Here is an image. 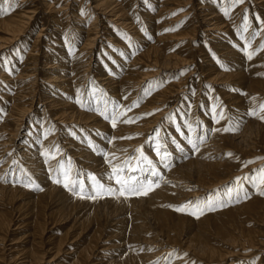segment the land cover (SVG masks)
<instances>
[{
  "label": "bare ground",
  "instance_id": "obj_1",
  "mask_svg": "<svg viewBox=\"0 0 264 264\" xmlns=\"http://www.w3.org/2000/svg\"><path fill=\"white\" fill-rule=\"evenodd\" d=\"M26 1L0 0V8L9 9L7 14L0 15V50L5 44L20 40L27 32L35 11L28 10ZM56 1L43 0L47 8L56 12L52 17L58 21L61 33L54 39L55 44L50 46L48 42L46 50L39 54L36 47L43 30L40 29L30 44L26 45V41L19 43L21 50L28 47L24 56H17L19 53L15 55L13 51L4 63L0 61V251L3 253L6 248L4 241L8 230L16 226L15 229H22L20 233L23 235L15 239H28L19 251L22 257L19 256L18 264H40L39 253L42 252L39 246L43 248L53 236L54 231H50L54 229V222L68 221V218L72 220L69 228L89 221H93L95 226L91 238L83 243L84 246L69 264H86L87 261L95 264H148L150 259L158 257L159 261L155 264H164L167 259L171 261L169 264H218L217 259L220 262L248 248L251 251L258 248L255 243L258 231L247 223L263 217L264 196L260 195L263 179L258 174L253 180L249 179L248 186L244 185L248 192L241 189V194H238L231 186L218 196L210 191L211 197L207 198V202L198 196L208 193L206 189L230 180L235 175L233 168L238 165L236 160L239 162L246 155L264 153V146L249 135L255 124L250 114L245 113L246 106L251 108L256 101L264 99V49H260V45L264 44V0H253V4L258 5L256 16L260 19L256 27L258 34L253 40H249V33L255 18L248 9L244 11L247 0L237 7V3L232 4L233 0H198V5L194 11L191 10L189 20L181 29L175 27L174 22L184 14L173 17L165 14L180 5H188L192 0H140L135 6V0H92L94 5L90 7H80L83 1L79 0L78 6L65 14L62 8L64 12L67 10V1L64 0L58 8L54 5ZM154 5L157 6L155 13L151 11ZM162 14L164 19L160 20L158 17ZM240 17L241 21L244 20V29L247 25L245 35L231 25L232 20L237 21ZM69 19L72 23L68 25ZM198 23L203 27L204 36L194 48L191 41L196 35ZM64 32L65 35L61 36ZM106 33H109L108 38ZM137 39H140L139 43ZM182 40L187 41L180 43ZM102 42H105L103 46ZM97 45L100 50L95 56L92 48ZM248 52H255L252 59H248ZM197 56L201 60L208 57L205 67L208 80L224 84L214 89L218 93L215 98L210 94L214 85L210 89L204 87L201 94L204 96L199 101L198 109L202 111L199 119H195V101L204 74L198 70L196 62L192 72L183 71L177 75L168 72L169 79L164 80L162 85L142 89L145 73L140 69L143 65L154 62L158 63L160 71L174 70L179 65H187L195 57L197 59ZM39 57L45 58L42 68L38 65ZM193 72L197 73V77L191 76ZM192 80L198 82L194 97L190 98L193 104L188 106L182 96L192 93ZM169 97L178 99L180 105L166 121L162 120L155 134L151 135L157 125L156 120L166 109L162 104ZM150 112L152 115L148 114ZM120 113L122 115L113 126V116ZM227 115H231L228 128L234 133L231 137L249 142L245 150H240L239 158L234 155L235 152L225 151L229 136L222 127ZM125 120L131 122L125 123ZM26 123H29L27 127ZM260 127L263 144L264 126ZM247 137L252 138L251 141ZM189 138L196 148L188 142ZM228 143L230 146V141ZM157 145L160 146L159 155ZM143 149L148 151L147 154L143 153ZM165 153L168 155L162 161L160 157ZM141 156L151 161L158 175L152 176L150 170H141L149 168ZM263 163L264 157L248 167ZM121 165H128V170L135 169L128 176L145 181L146 186L147 181H152L151 190L143 196L148 197L144 198L150 205H155L154 213L151 212L155 214L153 216L167 222L164 238H161L162 241L156 238L155 248L151 251L146 245L151 240L139 237L138 233L123 236L118 248L115 246L116 250H109L108 245L102 248L97 243L103 233L97 215L99 209H112L113 215L130 202L141 205L143 200L134 199L137 195L132 193L120 195V185L116 183L113 168ZM123 174L121 179H124ZM91 176L95 179H90ZM188 187L195 189L189 191ZM107 188L114 191L109 193L105 190ZM172 190L181 195L179 202L192 200L200 201L201 205L206 203L204 213L195 221L200 229H194L192 235L184 240L181 235L186 231V223H191L187 221L188 216L178 213V216H172L168 210H158L159 203L177 198L170 193ZM54 214L57 218L49 228L46 221ZM114 217L111 225L121 228L125 218ZM14 218H19V221L14 223ZM143 222H135V227L143 225ZM49 233L50 236L45 237ZM211 235L228 237L234 244L240 242V251L231 253L233 250H223V246L212 241ZM53 239L55 242L50 248H56L54 254L57 255L63 241L56 240V237ZM185 242V247L180 246ZM176 243H180V247L172 257L170 254ZM128 244L130 247L126 246ZM102 251L105 253L102 254ZM231 259L229 263L233 262Z\"/></svg>",
  "mask_w": 264,
  "mask_h": 264
},
{
  "label": "rangeland",
  "instance_id": "obj_2",
  "mask_svg": "<svg viewBox=\"0 0 264 264\" xmlns=\"http://www.w3.org/2000/svg\"><path fill=\"white\" fill-rule=\"evenodd\" d=\"M3 1V0H2ZM28 1V2H27ZM26 1V6H29V11H32L33 9V11H35V12H33L34 13V18L33 19H31V22H30V25H28V27L26 28V31L27 32H25V34L22 36V38L20 39V40H18V41H13V42H11V43H8V44H3L4 45V47H1V50H0V61H2L1 63H4L5 62V60H6V58H7V56L9 57V55H11L10 53L11 52H13L14 51V53H15V55H16V52H18L19 53V55H17V56H24L23 54H24V52H26L27 51V49H28V47L26 48V46L25 47H23L22 48V50H21V48H20V46H19V43L20 42H25L26 41V45L30 42H32V40L34 39V37L37 35L36 33H39V30L40 29H43L41 32H40V36H39V38L40 39H38L39 41V45H38V47H36V48H38V50H39V54H41V52H44V50H46L45 49V45H48L47 43L49 42V45L50 46H52V44H55V40L54 39H57L58 38V36L60 35V33L61 32H59V24H57L58 23V21H56L52 16H53V14L54 13H56V12H54L55 10H52V9H50V8H47V6L44 4V2H43V0H27ZM31 1V2H30ZM48 1H51V0H48ZM63 1L64 0H57L55 3H54V5L56 6V8H58V7H60V5H62V3H63ZM67 1V3H68V7H67V12L65 11L64 12V9L62 8V12L65 14V13H68L69 11L71 12V11H73L77 6H78V4H77V2L79 1V0H66ZM83 2H81V4H80V7H84V6H87V7H90L91 5L93 6L94 4H92V0H90V2H89V0H82ZM130 1H132V0H130ZM246 0H242V2H240V3H234V0L232 1V4H236V6L235 7H237L238 6V4H240L241 5V3L243 4L244 2H245ZM70 2V3H69ZM138 2H140V0H135L133 3H134V5L133 6H135V4H137ZM197 2V3H196ZM198 0H192L191 1V3H189L188 5H180L179 7H176L175 8V10H173V11H171L169 14H165V16H177L178 14H184V15H182L181 17H179L178 19H177V21H175L174 23V26L175 27H177L178 29H181V28H183L184 26H185V24H186V22L189 20V16L191 15V10L192 11H194L195 10V8H196V6L198 5ZM85 3V4H84ZM87 3V4H86ZM246 4V9H244V11L246 12L247 11V9L250 11V14L252 15V14H254V21L252 20V28H251V30L252 31H250V33H249V36L251 35V37H249V40H253L256 36H257V34H258V29H256V27H257V23L258 22H260V19H258V17L256 16L257 15V12H256V10H257V6L258 5H255V4H253V0H247L246 2H245ZM248 3V4H247ZM90 4V5H89ZM156 4H158V3H156ZM192 4H195L193 7H191V5ZM231 4V5H232ZM252 4V5H251ZM41 5V6H40ZM254 5H255V7H254ZM252 6V7H251ZM40 7V8H39ZM157 6L156 5H154V7H152V9H151V11L153 12V13H155L156 12V10H157V8H156ZM191 7V8H190ZM235 7H233V8H235ZM43 8V9H42ZM74 8V9H73ZM146 8H147V6H146ZM190 8V9H189ZM254 8V9H253ZM42 9V10H41ZM189 9V10H188ZM51 10V11H50ZM53 11V12H52ZM254 11V12H253ZM52 12V13H51ZM184 12V13H183ZM164 14H162V15H160L158 18L160 19V20H163L164 18H162V16H164ZM226 15H228L227 13H226ZM241 15V14H240ZM66 16H68V15H66ZM253 16V15H252ZM251 16V17H252ZM41 18V19H40ZM52 18V19H51ZM158 18L156 19V20H158ZM197 18V17H196ZM39 19H40V21H39ZM232 19H234V18H232ZM241 17L236 21H234V20H232V26H234V28L236 27L237 28V30H239L240 32H242V35H245L246 33H247V31H245L244 30V20H242L241 21ZM252 19V18H251ZM257 19V20H256ZM48 20V21H47ZM51 20H53V21H51ZM236 22H238V23H236ZM69 23H72V20L71 19H69L68 20V25H69ZM234 23V24H233ZM102 24V23H101ZM182 25H183V27H182ZM195 25V24H194ZM203 25V24H202ZM104 26V25H103ZM238 26V27H237ZM241 26H243L242 27V29H241ZM56 27V29L58 28V30H54V28ZM86 28V27H85ZM167 27H165V29H166ZM170 28V27H169ZM196 32H195V37H194V39H193V41H191V44H193L192 46L195 48V46L197 47L198 46V44H200V41H201V39H202V37L204 36V33H203V31H202V29H203V27H201V24L200 23H198L197 25H196ZM244 30V31H243ZM35 32V33H34ZM109 32V31H108ZM253 32V33H252ZM30 33V34H29ZM256 33V34H255ZM107 34H109V33H106V37L108 38V36H107ZM28 35H30V36H32V38L30 37V36H28ZM65 35V32L64 33H62V35L61 36H64ZM144 36H145V34H143ZM255 35V36H254ZM26 36H28V37H26ZM149 39V38H148ZM151 40V39H150ZM208 40H212V39H210V38H208ZM184 40H182L180 43H182ZM187 40H185L184 42H186ZM137 42L139 43L140 42V39H137ZM29 43V44H30ZM103 44H102V46L105 44V42H102ZM179 43V44H180ZM190 44V43H189ZM205 44L208 46L207 48H209V44H208V42L207 41H205ZM110 46H113V45H111V44H109ZM115 46V45H114ZM11 47V48H10ZM16 48V49H15ZM47 48V47H46ZM111 48V47H110ZM25 49V50H24ZM92 49H94V51H95V56H97V54H98V51L100 50V46L98 47V45L97 46H95V47H93ZM108 50H109V48H108ZM76 51V50H75ZM17 53V54H18ZM208 58V57H207ZM207 58L205 57V59L203 58V60H201L198 56H197V59H196V57L193 59V61H190L189 63H186L187 65H179V67H177L176 69H172V70H159L158 68V63L156 64V63H154V62H150V63H153V64H150V63H147L146 65H143V67H141V69H140V72H142V73H145V78H143L142 79V83H141V86H142V89H144V88H146V86H150V88H152V86L154 87V86H160V85H162L165 81H167L168 79H169V73H172V74H175V75H177V73L179 74L180 72H192V68L195 66V65H197V66H199V67H197L198 68V70L200 69V70H202V73L204 74V76H201V79H200V92H199V94H198V99H196L197 101H195V102H197V104H196V114H195V119H197L198 118V116H199V113H201L202 111L201 110H199L198 108H199V101L202 99V97L204 96V95H202L201 96V94H203L204 93V87L205 86H207L206 88H209L210 89V87L212 86V85H214V87L211 89V92H213V93H210L209 91H208V93H210V94H212V96H213V98H215V97H218V93H217V91H215V90H217V89H215L216 87H223L224 86V84H219V81L218 82H216L217 84H215V83H211V81H209L210 79L208 78V73L207 72H205V67H206V64H207ZM39 62H38V65L42 68V65L44 64V61H45V58H42V57H39ZM196 60V61H195ZM162 61V60H161ZM200 61H201V63H200ZM192 62V63H191ZM194 62V63H193ZM197 64H196V63ZM95 63V62H94ZM37 65V64H36ZM156 66V67H155ZM182 66V67H181ZM155 71H158V72H156L155 73ZM163 71V72H162ZM169 72V73H168ZM92 73H94L93 71H92ZM150 73V74H149ZM153 73V74H152ZM161 73V74H160ZM194 74H192L191 76H196L197 75V73H195V72H193ZM206 74V75H205ZM148 75V76H147ZM164 76H167L165 79H164ZM197 77V76H196ZM209 79V80H208ZM165 80V81H164ZM208 80V81H207ZM150 82V83H149ZM198 81L197 80H192L191 81V87H190V89H192V93H188V92H186V93H188V94H185V95H183L182 97H183V99H184V101H186V104L188 105V106H191V104H193V101L190 99V98H192V97H194V93H195V90H196V83H197ZM221 82V81H220ZM153 83V84H152ZM149 84V85H148ZM160 84V85H159ZM226 84V83H225ZM41 85V84H40ZM221 85V86H220ZM215 89V90H214ZM214 90V91H213ZM223 90L224 91H226L224 88H223ZM200 95V96H199ZM189 96V97H188ZM173 99V100H172ZM175 98L174 97H169L167 100H165L164 101V103L162 104V105H164L165 107H166V109L164 110V114L162 113V115H160V117L156 120V123H157V125H155V128H154V132L152 131V134L151 135H154L155 134V131L159 128V126H160V123L162 122V120H164V121H166L167 120V117H169V116H171L174 112V110L175 109H177V107L180 105V101H178V99H176V100H174ZM141 100V99H140ZM245 100H246V98H245ZM215 101H216V99H215ZM141 102V101H140ZM214 105H215V102H214ZM221 106H222V103L220 104ZM261 105H264V99H261V100H259V101H256L255 103H254V105L252 104L250 107L251 108H249L248 106H246V114L247 115H249V117L251 118V120L252 121H254V122H256V123H254L253 122V124H255L254 125V128L253 129H250V136L253 138H250V137H247V139H249V141H251L250 139H252V140H255V141H257V142H259V144L260 145H262V146H264L263 144H262V140H261V136L260 135H262L261 134V127L260 126H264L263 124V122H264V111L261 109ZM164 108V107H163ZM185 108H186V106H185ZM221 108H223V107H221ZM220 110V109H219ZM247 110H250V111H247ZM257 110V111H256ZM32 111V110H31ZM153 112V111H152ZM152 112H150V113H148V114H151L152 115ZM251 112V113H250ZM257 112V113H256ZM186 113H187V111H186ZM253 113H255V115L253 114ZM153 114H154V112H153ZM229 114V113H228ZM188 115V114H187ZM254 115V116H253ZM260 115V116H259ZM254 118H256V119H252L253 117ZM255 116H257V117H255ZM142 117V115H140V118ZM263 117V118H262ZM231 118V115H227V118L225 119V123L223 124V130H224V133H227L226 135H228L229 137H228V141H227V143H225V144H227V147H226V149H225V151L227 152V153H231V154H233L234 152H235V154L234 155H237V157L239 158V152H241L242 150H243V148L245 147V146H247V144L249 143H246L244 140L242 141V140H240V139H238V138H234V137H231L232 136V134H234L232 131H229L228 130V128H229V124H230V122H229V119ZM249 118V119H250ZM260 118V119H259ZM199 119V118H198ZM228 119V120H227ZM258 119V120H257ZM261 119H263L262 121H261ZM258 121H259V123H258ZM257 123L260 125V126H258L257 125ZM28 124L29 123H26L25 124V126L27 127L28 126ZM258 127H257V126ZM24 126V127H25ZM256 128V129H255ZM252 130V131H251ZM257 131V132H256ZM229 133H230V135H229ZM257 133V134H256ZM256 137V138H255ZM231 138V139H230ZM230 141V146H229V142ZM232 141V142H231ZM234 141H238V142H235L234 143ZM233 145H232V144ZM243 143V144H242ZM240 145V146H242V145H244L243 147H238V146ZM232 147V148H231ZM230 150V152H229V150ZM231 148V149H230ZM234 148V149H233ZM238 148H240V149H238ZM247 148V147H246ZM235 149H236V151H235ZM242 149V150H241ZM144 151H143V153L144 154H147V150L146 149H143ZM231 150H233V151H231ZM239 150V151H238ZM241 150V151H240ZM244 150H245V148H244ZM224 151V152H225ZM247 151H249V150H247ZM238 152V153H237ZM254 156V157H253ZM263 157H264V153L262 154H258V155H249V156H245V157H243L242 159H240L239 160V162H238V160H236L237 161V163H238V165L236 166V168H235V166H234V168L233 169H235L234 171H235V175H233L231 178H230V180H228L227 179V181L226 182H224L223 184H216V185H214V186H212L209 190L208 189H206L205 190V192L206 191H209L208 193L206 192L204 195H201V196H198V197H200L199 199H203L204 200V202L206 201L207 202V198H210L209 197V193H210V191H212V193H213V195H220V194H222L225 190H228L231 186H232V188H233V190L234 189H236L237 191L236 192H238V194H241V189L243 190L244 189V185H246V186H248L249 184V179H254V177H257L258 175L263 179V185H262V189H260V193L261 192H264V175H263V172L264 171H262V170H264V163L263 164H260V165H258V166H255V167H248V166H253V164L254 163H256L257 161H260V160H262L263 159ZM130 159H128V162H130L129 161ZM242 163V164H241ZM245 163V164H244ZM247 165V166H246ZM76 169H74V174H76L75 172H76V170H77V166L75 167ZM130 167H128V165L126 166V167H124V170H123V178L124 179H126V178H128L129 176H128V174L130 173V172H132L133 173V170H128ZM245 168V169H244ZM244 169V170H243ZM239 171V172H238ZM240 172H241V174H240ZM260 172H262V173H260ZM239 173V174H238ZM258 174V175H257ZM95 176V175H94ZM240 176H242V177H240ZM246 176H247V178H246ZM78 176H76V178H77ZM92 177V176H91ZM244 177V178H243ZM251 177V178H250ZM242 178V179H241ZM246 178V179H245ZM91 179V178H90ZM237 179H239V180H237ZM244 179H245V181H244ZM252 179V180H253ZM262 179L260 180V181H262ZM241 181V182H240ZM242 181H244V182H242ZM246 182V183H245ZM244 183V184H243ZM231 184V185H230ZM190 190L189 191H194V189H195V187H188ZM188 190V189H187ZM216 192H215V191ZM245 190V189H244ZM248 189H246L245 191L246 192H248L247 191ZM218 192V193H217ZM171 194H173L174 196H176L177 198H171V200H169V201H167V202H165V203H159L158 204V210H162L163 211V209L164 210H168V211H170L171 212V214H172V216H178V214L179 215H181V216H188V217H186L188 220L187 221H189V223L190 224H188V222L186 223V226H185V233L183 234V235H181L182 237H183V240L184 239H186L189 235H192V231L194 230V229H196V230H199L200 228H198L197 226H196V222L198 221V218H199V216H201L203 213H204V210L206 209V207H205V204H203V205H201L200 204V201L198 202V201H192V200H183L182 202H179V199H180V197H181V195L176 191V190H172L171 192H170ZM261 195V194H260ZM141 196V197H140ZM262 196V195H261ZM264 196V195H263ZM262 196V197H263ZM137 197V198H136ZM145 196H143V195H137V196H135V197H133L134 199H140V198H143V200H142V202H140V204L141 205H138V203H136L135 205L133 204V203H131L130 202V204H131V207H128V206H130V204H128L127 206H123V208L121 207L120 208V210H118L119 212H117L116 214H113L112 215V209H106L105 211H104V209L103 208H101V209H99V213L97 214L98 215V217L100 218L98 221H99V224L101 225V228L103 229V233H102V235H101V239L97 242L98 244H99V246H102V248H104V247H107V245H108V248H110L109 250H116L117 248H118V246H119V243H120V241H121V239H123V236H133V235H135V233L137 234L138 233V236L139 237H144V238H148L149 240H151V241H147V243H146V245H147V247L150 249L149 251H151V250H153L154 248H155V244H156V242H155V240H157V239H163L164 238V236H165V233H164V229H166L167 227L165 226V225H167V222L166 221H160V219L158 218V220L156 219V217H154L155 216V214H153L154 213V206H152V205H150V203L145 199V198H147L148 199V197L146 196L145 198H144ZM150 198V197H149ZM197 198V197H196ZM129 199H131V197L129 198ZM147 202V203H146ZM187 203V204H186ZM198 203V204H197ZM143 204H145V206L143 205ZM147 204V205H146ZM185 204V205H184ZM18 205V204H17ZM181 206H183L182 208H181ZM138 207V208H137ZM131 210H130V209ZM132 208L133 209H135V211L134 210H132ZM141 208V209H140ZM123 209V210H122ZM126 209V210H125ZM129 211H128V210ZM140 211H139V210ZM150 209V210H149ZM177 209H181V210H177ZM152 210V211H151ZM51 211V210H50ZM102 211V212H101ZM121 211V212H120ZM127 211V212H126ZM202 211V212H201ZM126 212V213H125ZM130 212V213H129ZM133 212V213H132ZM135 212V213H134ZM151 212H153V213H151ZM195 212V213H194ZM104 213V214H103ZM106 213V214H105ZM122 213H124L123 215H122ZM178 213V214H177ZM202 213V214H201ZM12 214V213H11ZM102 214V215H101ZM126 214V215H125ZM188 214V215H187ZM195 214V215H194ZM201 214V215H200ZM13 215V214H12ZM16 215V214H15ZM55 216L53 217V216H50L49 218H48V221H46V225H49V228H51L53 225L51 224L56 218H57V214H54ZM114 215L115 216H117L118 217V215L119 216H122V217H124L125 218V222L122 224V227H123V229H122V227L121 228H116L115 226L113 227V225H111V223H112V219H115L116 217H114ZM154 215V216H153ZM193 215V216H192ZM131 216V217H130ZM136 216V217H135ZM139 216H141V217H139ZM192 216V217H191ZM198 216V217H197ZM137 218V219H139L138 221H134L133 219H135V218ZM139 217V218H138ZM189 217H190V219L192 220H190L189 219ZM194 218V219H193ZM137 219H135V220H137ZM145 219V220H144ZM251 219V218H250ZM256 219V220H255ZM255 219H252V221H250V222H247V223H250V225H252V226H254V227H256V230L258 231L257 232V236H256V241H255V243H256V245H257V247L258 248H256V249H254V251L252 250L251 251V249L250 248H248V250L247 251H244V252H240V254H235V255H233L232 257H229L228 259H221L220 260V262H218V259H217V261H216V258H220V257H218V256H215L216 258H214L215 259V261H216V263H218V264H264V212H263V217L262 218H255ZM17 220L19 221V218L18 219H16V218H14V223H15V221L17 222ZM128 220V221H127ZM141 220V221H140ZM21 221V220H20ZM142 221H145V222H143L142 224L143 225H141V226H137L139 229L142 227V228H144L143 230L146 232H144L143 233V230H142V228L140 229V230H138V228H136L135 226V224H137V223H135V222H142ZM194 221V222H193ZM196 221V222H195ZM55 223V225H54V229L52 230V231H50L51 233L54 231V234H53V236H51V239H49V242L47 243H45L44 245H43V248H45L46 247V245H47V247L45 248V250H47V249H49V250H47L46 252H44L45 250L42 248V247H40L39 246V251H41L42 253H39V256H40V260L38 261L40 264H69V263H71V261L72 260H74V258L76 257V255L78 254V252L80 251V249L84 246V244H86L87 242H88V240L91 238V235H92V233H93V228L95 227L94 226V222L93 221H89L88 223H85V224H83V225H79V226H75L74 228H69V226L72 224V220H70L69 221V218H68V221H64V222H54ZM139 223V224H140ZM51 224V225H50ZM256 224V225H255ZM152 226V228H149V227H151ZM162 225H164V226H162ZM192 225V226H191ZM195 225V226H194ZM249 225V224H248ZM93 226V227H92ZM134 226V227H133ZM15 227L16 226H11V228L8 230V233L6 234V239H5V241H4V246H6V248L4 249V251H3V253H2V251H0V263L2 264V262H3V264H12V262L13 263H16V264H18L19 263V261H20V258H19V256L20 257H22V255H19V251L23 248V247H25V244H24V242L26 241V240H28V239H24V240H22L21 238H20V240L19 239H15V238H19L20 236H22L23 235V233H20L21 232V230L22 229H20V228H17V229H15ZM120 227V226H119ZM133 227V228H132ZM145 227H148V229H146ZM164 227V228H163ZM166 227V228H165ZM194 227H196V228H194ZM48 228V229H49ZM160 228H161V230H160ZM134 229V230H133ZM150 229V230H149ZM134 231V232H133ZM142 231V232H141ZM148 231H151V232H148ZM159 231H161L160 233H159ZM134 234H133V233ZM156 232L158 233V235H156ZM51 233H49V234H46V236L45 237H48V236H50V234ZM80 233V234H79ZM151 233V234H150ZM258 233H260V234H258ZM79 234V235H78ZM153 234V235H152ZM171 235L173 234V233H170ZM211 236H213V235H211ZM215 236V237H214ZM213 237H212V241L213 242H216V245H220V246H223V250H226V251H228V252H230L229 250H233L231 253H234V252H237V251H240V242H237V243H235L234 244V242L232 241V240H229V238L228 237H225V238H223V237H221V236H217V235H214ZM53 237H56V240H59V239H61L63 242H61V244L59 245V251H58V253H57V255L56 254H54V252H55V249L56 248H50L51 246H53V243L55 242V240L53 239L52 240V238ZM151 237H153V238H151ZM157 238V239H156ZM162 239H161V241H162ZM219 239V240H218ZM222 239V240H221ZM224 240V241H223ZM227 240V241H226ZM154 242V244H152L153 242ZM221 241V242H220ZM222 241H223V243H222ZM135 242V241H134ZM226 242H228V243H226ZM84 243V244H83ZM102 243V244H101ZM226 243V244H225ZM112 244V245H111ZM148 244H150V245H148ZM153 246H152V245ZM179 244L180 243H176V245H175V248H174V250L171 252V254H170V256L172 255V257L174 256V254H175V252H177V250H179V247L180 246H182V247H185L184 246V244H186V242L185 243H181V245L179 246ZM225 244V245H224ZM231 244V245H230ZM45 246V247H44ZM113 246V247H112ZM117 248H116V247ZM127 247H130V244H128V245H126ZM150 246H152V247H150ZM237 246V247H236ZM239 246V247H238ZM49 247V248H48ZM195 247V246H194ZM226 247V248H225ZM233 247V249H231ZM102 248H101V250H102ZM114 248V249H113ZM7 249V250H6ZM99 251H97V253H98ZM248 252H250V254L248 253ZM252 252V253H251ZM254 252V253H253ZM260 252V253H259ZM103 253H105L104 251H102V254ZM146 253H148V252H146ZM150 253V252H149ZM148 253V254H149ZM244 253V254H243ZM247 255H246V254ZM11 254V255H10ZM97 255V254H96ZM238 255V256H237ZM252 255V256H251ZM7 256H9V258H11V256H15V257H13L14 259H11V261H8V260H10ZM244 257H245V259H244ZM4 258V259H3ZM8 258V259H7ZM19 258V259H18ZM97 258V257H96ZM202 259H203V257H201ZM232 258V259H231ZM230 259L233 261H231L232 263H229V261H230ZM13 260V261H12ZM168 260V259H167ZM164 261V264H169L171 261ZM172 260V259H171ZM225 260V261H224ZM94 261V260H93ZM159 261V257L158 258H153V259H150V261H148V264H155V263H157ZM214 261V262H215ZM89 261H87L86 262V264L88 263ZM225 262H227V263H225ZM91 263H93V262H90V263H88V264H91ZM93 264H95V263H93Z\"/></svg>",
  "mask_w": 264,
  "mask_h": 264
},
{
  "label": "snow or ice",
  "instance_id": "obj_3",
  "mask_svg": "<svg viewBox=\"0 0 264 264\" xmlns=\"http://www.w3.org/2000/svg\"><path fill=\"white\" fill-rule=\"evenodd\" d=\"M242 2V0H234V3H240ZM9 11V9L7 8H0V15H5L7 14V12ZM245 31H247V25H245ZM260 49H264V44L260 45ZM248 59H252L253 55H255V52H248ZM262 110H264V105H261L260 106ZM255 114V113H253ZM119 115H122V113L120 114H117V115H114L113 118H112V122H113V126H115V123H116V120L119 118ZM125 123H129L131 121L129 120H125L123 121ZM189 128H191V126H188ZM201 140H203V137H200ZM190 144L193 145V148H196V145L195 143L191 140V138H189V141H188ZM157 154L159 155V151H160V146L157 145ZM137 151L139 152L140 149H137ZM167 153H165L163 156L160 157V159L163 161L166 157H167ZM231 155V154H229ZM144 160H146L147 164L149 165V168L148 169H141L142 171H151V175L152 176H156L158 175V173L156 172L155 168L152 167V163L150 160H147L146 157H142ZM127 163V162H125ZM123 170H124V165H121L119 167H114L113 168V173L115 174L116 176V183L120 185V195H124L126 192L127 193H132V194H136V195H147L148 194V191L151 190V184H152V181H147V186L145 185V181L143 180H140L136 177H128L126 179H121L120 176L121 174L123 173ZM132 170H135V169H132ZM264 171V170H262ZM91 179H95V177H90ZM146 179V178H145ZM59 182V181H57ZM67 187V185H65ZM100 188H104L103 185H99ZM143 189V190H141ZM107 192L109 193H112L114 190L112 188H107L105 189ZM261 195H264V192H261L260 193ZM208 205L211 206V202L209 201L208 202ZM183 206H181L182 208ZM177 210H181V209H177Z\"/></svg>",
  "mask_w": 264,
  "mask_h": 264
}]
</instances>
